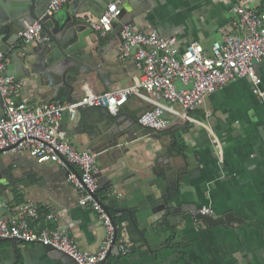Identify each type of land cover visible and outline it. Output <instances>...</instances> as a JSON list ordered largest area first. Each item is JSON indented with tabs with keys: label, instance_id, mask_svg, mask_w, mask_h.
<instances>
[{
	"label": "crops",
	"instance_id": "0c3cea01",
	"mask_svg": "<svg viewBox=\"0 0 264 264\" xmlns=\"http://www.w3.org/2000/svg\"><path fill=\"white\" fill-rule=\"evenodd\" d=\"M150 1L135 17V25L176 35L182 47L197 40L210 50L215 39L236 30L237 16L231 7L239 0ZM88 2L71 0L65 7L85 10ZM258 7L264 10V2ZM102 37L104 60L99 70L84 77L83 84L96 92L132 84L140 69L135 60L119 58L120 36L110 32ZM19 42L29 47L36 44H26L23 38ZM256 69L264 88V59ZM15 76L24 81L19 95L31 107L49 102L40 96L34 76ZM253 86V80L244 76L211 93L192 112L205 120V113L211 111L208 125L172 116L164 133L123 139L97 156L100 171L112 179V185L99 196L111 205L136 208L138 223L145 231V239L136 243L135 250L122 254L114 249L104 264H186L187 259L189 264H264V100ZM83 93L81 86L74 96ZM65 101L68 97L63 93L51 102ZM143 105L132 97L118 113L137 119ZM102 107L80 108L75 120L65 113L61 129L77 148H92L84 127L90 121H104ZM213 135L219 142L213 141ZM193 154L197 164L178 177L177 186L168 182L164 171H155L164 168L166 156L180 168L188 165L186 158ZM12 157L22 181L14 199L0 206L1 213L9 216L21 202L37 201L41 210L33 222L36 228L66 226L83 249L98 251L106 238V226L92 206L79 203V192L67 176L61 180L63 166L39 162L25 151L14 152ZM170 187L177 190L168 201ZM186 204L211 205L214 215L233 211L242 220L211 225L196 218ZM62 210L64 214L56 219L48 217L50 211ZM124 234L132 243L127 228ZM0 264L76 263L56 256L41 243L0 238Z\"/></svg>",
	"mask_w": 264,
	"mask_h": 264
},
{
	"label": "built area",
	"instance_id": "2783aa9c",
	"mask_svg": "<svg viewBox=\"0 0 264 264\" xmlns=\"http://www.w3.org/2000/svg\"><path fill=\"white\" fill-rule=\"evenodd\" d=\"M71 0H49L47 13L53 14ZM125 0H110L102 15L92 19L93 27L106 35L113 28V19L121 12ZM264 0H239L231 11L237 16L236 30L225 32L215 39L210 50L200 41L192 40L185 46L176 35H163L157 29L145 30L135 24H124L118 47L121 59L135 60L140 74L127 86H117L101 92L82 83L84 93L74 101L43 103L31 107L17 102L24 81L7 72L8 57L0 51V92L3 96L5 116L0 115V148L4 152L25 151L39 162H55L68 167L67 179L79 192V203L92 206L106 226V238L96 252L83 249L66 226L36 228L33 222L40 216L41 205L26 200L17 206L15 213L5 216L0 211V238L36 242L58 250L72 258L76 264H104L114 249L122 254L131 252V243L98 195V152L92 148L79 149L61 129L65 113L72 120L83 106H105L118 113L132 97L144 105L137 120L155 131L166 129L172 116L208 125L193 114L206 98L224 84L238 77L253 80V91L264 100V88L256 64L264 59V10L258 4ZM40 20L21 31L26 44L47 38ZM211 111L205 113V118ZM213 141L219 142L216 135ZM111 195V192L108 193ZM62 211H50L48 217L56 219ZM199 211L214 214L211 205H202Z\"/></svg>",
	"mask_w": 264,
	"mask_h": 264
},
{
	"label": "water",
	"instance_id": "95a60500",
	"mask_svg": "<svg viewBox=\"0 0 264 264\" xmlns=\"http://www.w3.org/2000/svg\"><path fill=\"white\" fill-rule=\"evenodd\" d=\"M110 0H89L88 8L77 10L75 7H65L53 14H48L49 0H0V51L4 52L8 61L7 72L15 75L22 73L26 76H34L36 87L40 96L50 103L59 100L63 93L68 100L74 101V92L82 86L84 77L91 71L99 70L100 63L104 60L102 41L103 37L93 27L92 19L99 17L107 7ZM150 0H125L121 12L113 19L114 32L122 38L124 24H135V17L150 5ZM90 12V14H86ZM43 23V32L47 38L29 47L19 42L21 31L35 20ZM15 100H22L19 94ZM83 106L81 108H89ZM104 121H90L84 130L90 139V145L98 155L108 152L117 146L121 140L132 139L146 134H161L164 131H155L151 127L142 125L134 116L122 113H111L107 107H102ZM3 96L0 92V115L5 116ZM13 152H4L0 148V206L14 199L15 192L19 189L22 180L18 177L19 171L11 162ZM196 154L186 158L188 165L177 167L169 156H166L164 168H155L161 174L163 171L168 182L177 186L178 177L184 176L197 162ZM158 169V170H156ZM68 167H62L61 180L67 176ZM97 192L112 185V179L105 173H98ZM99 195V194H98ZM108 208L110 203L104 201ZM164 207V206H163ZM196 218L204 220L208 224H230L233 220L241 221L233 211L222 215H210L199 211L195 204H186ZM18 240L13 239L16 243ZM49 248V247H47ZM56 256L72 260L66 254L58 250H51Z\"/></svg>",
	"mask_w": 264,
	"mask_h": 264
},
{
	"label": "trees",
	"instance_id": "16d2710c",
	"mask_svg": "<svg viewBox=\"0 0 264 264\" xmlns=\"http://www.w3.org/2000/svg\"><path fill=\"white\" fill-rule=\"evenodd\" d=\"M177 188H169V195L167 200L169 201L176 193ZM110 214L112 215L114 222L118 225L117 234L121 236L122 230L127 228V231L130 235L131 243V251L136 249V243L138 241L145 239V231L142 229L138 223L137 219V209L130 208L127 206L119 205V204H110L108 207ZM124 221H127V227L124 226ZM185 255V254H184ZM190 260H186V264H189Z\"/></svg>",
	"mask_w": 264,
	"mask_h": 264
},
{
	"label": "rangeland",
	"instance_id": "374dc122",
	"mask_svg": "<svg viewBox=\"0 0 264 264\" xmlns=\"http://www.w3.org/2000/svg\"><path fill=\"white\" fill-rule=\"evenodd\" d=\"M205 120H207V118H204Z\"/></svg>",
	"mask_w": 264,
	"mask_h": 264
},
{
	"label": "flooded vegetation",
	"instance_id": "af4514ba",
	"mask_svg": "<svg viewBox=\"0 0 264 264\" xmlns=\"http://www.w3.org/2000/svg\"><path fill=\"white\" fill-rule=\"evenodd\" d=\"M166 130V129H163V131Z\"/></svg>",
	"mask_w": 264,
	"mask_h": 264
}]
</instances>
